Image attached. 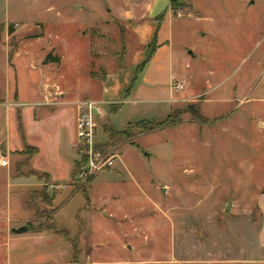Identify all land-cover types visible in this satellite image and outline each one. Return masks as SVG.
<instances>
[{"label":"rangeland","instance_id":"1","mask_svg":"<svg viewBox=\"0 0 264 264\" xmlns=\"http://www.w3.org/2000/svg\"><path fill=\"white\" fill-rule=\"evenodd\" d=\"M147 1L0 0V105L32 88L29 60L15 59L26 49L44 70L49 106L100 99L106 75L125 67L128 77L145 59L151 30L138 37L131 9ZM173 1V64L184 100L170 112L157 107L136 115L103 104L98 143L109 140L106 126L135 136L111 149L113 167L84 180L88 156L76 149L74 168L81 171L71 184L75 192L86 189L88 202L81 194L66 198L67 190L57 197L58 189L35 172L62 207L55 223L75 242L74 261L58 244L63 238L44 232L59 240L47 245L33 237L31 228L45 224L54 206L37 198V216L31 191L8 190L9 177L30 178L34 171L28 151L8 155L0 144V158L9 162L0 169V264H264L257 207L264 182V0ZM168 4L159 0L158 8ZM198 107L200 118L190 113ZM171 114L179 122L162 131L134 127ZM19 115L18 107L14 121ZM27 116L22 126L34 134ZM45 141L48 160L52 146ZM23 226L28 232L9 242L11 230Z\"/></svg>","mask_w":264,"mask_h":264},{"label":"crops","instance_id":"2","mask_svg":"<svg viewBox=\"0 0 264 264\" xmlns=\"http://www.w3.org/2000/svg\"><path fill=\"white\" fill-rule=\"evenodd\" d=\"M172 1L169 0V4L163 12L158 8L159 0H148L142 8L136 5L132 7L131 16L137 22L134 27L137 29L136 33L138 37H141L143 29L148 28L151 30L150 35L146 37L142 45L145 59L140 63H136L137 69L135 74L128 77H126L128 74H126L125 67L106 75V78L103 79L100 99H91V101L107 105L106 109L109 105H116L118 107L117 114L124 112L128 115H136L147 114L151 109L157 107L170 112L177 103L184 100V97L176 90V85L182 84L177 81L178 74L175 72L173 64L172 36L170 32L171 21L174 18L171 9ZM162 15L163 18L160 19ZM143 23L145 24L142 25ZM155 35L157 36L155 53L143 72L137 74L138 68L146 60L147 48L152 43ZM5 49L6 53L9 54L7 46H5ZM20 52L15 53V59L20 60L23 56H26L24 58L29 60L30 69L27 70V74H31L33 80L32 88L25 86L22 89L21 95L17 90L14 99H8L7 101L5 99L4 105H0V144L5 143V148L8 151V155H10L12 152L23 151L24 142L26 143L25 140L27 139L28 143L26 144L38 150V154L31 161L33 171L48 177V186L58 189L57 197H60L67 190L66 198H70V196L72 198L75 195H79L74 191V187L71 184L74 163L78 160L76 149L79 148L76 135L78 110L75 104L84 99H74L68 104L61 103L57 104V106H49V99L43 88L44 70L35 65L33 55L27 49L24 51V54ZM11 66L15 69L12 63ZM14 72L16 74V69ZM124 77L126 78L124 79ZM8 85L10 90L12 86L11 78H9ZM20 96L22 97L20 98ZM18 107L20 115L17 119L18 121H14V114ZM24 114L28 115L27 117L32 121L33 127H36V129L32 130L34 134L30 133L25 124L22 126L21 116H24ZM25 137L27 138L25 139ZM16 140H19V142L21 140L22 144L16 145ZM42 140H49L52 146V151L47 154L48 160L44 159L46 148H44ZM96 142L98 143L99 141L96 139ZM5 159L8 160L7 157ZM6 168L8 166H0L1 170ZM34 177H17L15 179L9 177L8 190H17L19 192L25 190L41 191L44 189L45 184ZM57 197L53 199L54 210H56L55 217L59 209L62 208L58 209L55 206V199ZM257 207L261 214L258 246L264 255V182L257 199ZM75 220L77 222V216ZM22 235L14 234L9 242L18 239ZM32 235L33 237H38L40 240H46L47 245H52L59 241L48 238V233ZM59 243L67 253H69L68 251L70 253L72 251L74 261L75 255L71 244L65 241H59Z\"/></svg>","mask_w":264,"mask_h":264},{"label":"trees","instance_id":"3","mask_svg":"<svg viewBox=\"0 0 264 264\" xmlns=\"http://www.w3.org/2000/svg\"><path fill=\"white\" fill-rule=\"evenodd\" d=\"M172 2L175 3V1H172ZM162 18H163V15L161 16L160 19H162ZM156 47H157V36L155 35L152 43L147 48L146 60L138 68L137 74L143 72V70L145 69L147 64L150 62L152 56L154 55ZM51 57L52 56H48L47 60L50 61ZM110 108H111V110H115V108H117V111H118V107L116 105H110ZM190 113L194 117L200 118L199 107L193 108V110ZM178 122H179V118L177 116L174 117L171 114V115L164 117V118H161V119H156V120H151V121H143V122L137 123L134 127L138 132H141L143 134H150L153 132L162 131L168 127H173ZM105 131L108 134V138H109L108 142L104 143V144L99 143L95 146V150L98 152H101L104 155H107L109 153L113 154L111 149L117 147L120 144L128 142L129 139H131L132 137L135 136V134L133 133L134 131L124 130L122 132H118L111 127L109 128L108 126L105 127ZM27 151L29 152L27 154V158H28L27 162L29 165V163L32 161V159L38 154V150L36 148L28 146L24 142V151L23 152L25 153ZM80 171H81L80 167L79 168L75 167L73 170V173H72V179L77 177L79 175ZM31 176H36V173L34 172ZM18 177H24L25 178L26 176L19 175ZM44 179L49 180L47 176H45ZM77 193L81 194L85 198L86 202L89 201V198H88L87 193H86V189L83 186L78 188ZM27 196H28L29 204L34 205L35 212H36L37 216L39 215V212H38V209L36 208V205L34 204V200L36 201L37 198L43 199L44 204H47L49 207H52L54 198L53 197L50 198L49 193L45 189H43L41 191L28 192ZM52 211L53 212L47 216V222L45 224H40V226L37 228H33V229L31 228V232L34 234H40V233L48 232V233H52V234H54L60 238H63L65 241H67L68 243H70L72 245L73 250H74V255H76V251H75L76 250V244H75V242H73V240L70 238L69 232H67L65 230H59L57 228L56 223H55V212H56V210L53 209ZM81 211L82 210H80L78 215H77V221L79 222L80 232L83 230L82 222H81V219L79 218V214L81 213Z\"/></svg>","mask_w":264,"mask_h":264},{"label":"built area","instance_id":"4","mask_svg":"<svg viewBox=\"0 0 264 264\" xmlns=\"http://www.w3.org/2000/svg\"><path fill=\"white\" fill-rule=\"evenodd\" d=\"M183 85H176V90H182ZM78 110L76 121V135L78 147L83 149L88 156L87 168L84 169L79 175L81 180L88 179L94 173L103 171L107 167H113L115 163L114 154L104 155L95 150V146L99 143L96 142L98 132L97 118L103 116L104 108L103 103L81 100L75 104ZM9 162L3 157L0 158V166L6 167Z\"/></svg>","mask_w":264,"mask_h":264},{"label":"water","instance_id":"5","mask_svg":"<svg viewBox=\"0 0 264 264\" xmlns=\"http://www.w3.org/2000/svg\"><path fill=\"white\" fill-rule=\"evenodd\" d=\"M11 232L16 235H22L28 232V228L27 226H23L18 229H12Z\"/></svg>","mask_w":264,"mask_h":264}]
</instances>
